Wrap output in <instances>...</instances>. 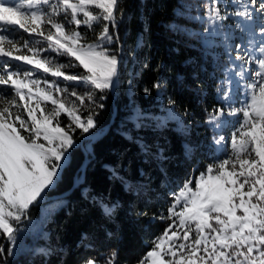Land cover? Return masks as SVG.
<instances>
[{
	"label": "snow or ice",
	"instance_id": "obj_1",
	"mask_svg": "<svg viewBox=\"0 0 264 264\" xmlns=\"http://www.w3.org/2000/svg\"><path fill=\"white\" fill-rule=\"evenodd\" d=\"M121 3L0 0V239L7 244H0V264H8L21 225L31 222L32 207L69 164L77 130L86 134L96 127L105 94L120 78L127 55L118 32L127 15ZM198 7L203 12L194 20L203 25L201 35L222 37L227 57L216 88L220 106L206 110L205 123L214 131L226 125L233 130L228 138L214 137L222 157L184 181L172 193L166 214L153 217L168 223L137 264H264V0H201ZM230 20L246 42H232ZM51 53L71 62L58 63ZM69 67L83 72L70 74ZM61 77L63 85L55 79ZM70 85L87 91L81 94ZM164 87L159 80L152 85L157 91ZM168 105L174 108L176 101L169 98ZM102 211L111 218L115 206L103 205ZM83 264H118V254Z\"/></svg>",
	"mask_w": 264,
	"mask_h": 264
},
{
	"label": "trees",
	"instance_id": "obj_2",
	"mask_svg": "<svg viewBox=\"0 0 264 264\" xmlns=\"http://www.w3.org/2000/svg\"><path fill=\"white\" fill-rule=\"evenodd\" d=\"M200 2L122 0L127 15L118 32L127 55L114 87L115 122L92 145L95 157L84 173L79 172L78 187L49 218L48 237L39 239L44 251L8 256V264H83L87 258L103 262L112 251L118 254V264H137L150 250L151 242L162 234L168 222L153 217L166 214L172 193L217 157L213 148L215 132L205 120L206 110L220 106L216 88L223 79L227 57L218 37L201 35L203 25L194 20L197 13L203 12L198 7ZM87 37L91 41L93 34L87 32ZM138 41L142 43L136 47ZM51 56L58 63L71 62L55 53ZM65 71L79 74L83 69L69 67ZM47 78L54 79L50 75ZM55 79L63 85L62 77ZM157 80L165 85L161 91L152 88ZM70 87L78 92L83 88ZM145 88L151 90L150 94L144 92ZM169 98L176 101L174 108L182 115L181 126L170 120L162 124L157 118L170 107ZM102 103L104 108L99 110L96 127L89 134L102 132L110 122L111 91ZM82 138L77 137V142ZM145 147L149 151H144ZM71 153L69 164L48 195L62 194L72 187L85 154L81 146ZM161 154L163 159H158ZM103 205L115 206L111 218L104 215ZM37 214L34 208L31 215ZM4 242L0 239V244Z\"/></svg>",
	"mask_w": 264,
	"mask_h": 264
},
{
	"label": "rangeland",
	"instance_id": "obj_3",
	"mask_svg": "<svg viewBox=\"0 0 264 264\" xmlns=\"http://www.w3.org/2000/svg\"><path fill=\"white\" fill-rule=\"evenodd\" d=\"M202 11H203V9H202ZM200 13H202V12H200ZM197 14H199V13H197ZM226 23H228V22H226ZM230 24H232V21H231ZM11 35H12L13 38H16L14 33H12ZM216 37H218V36H216ZM218 39H219L218 41L221 42L222 37H218ZM241 41L246 42V35L245 34H241L238 29L234 28V24H232V42L233 43H238V42H241ZM44 55H46V54H44ZM3 59H7V58H3ZM70 60H71V58H70ZM10 63H12V61H10ZM16 63H21V62H16ZM24 67L30 68L31 66L30 65H24ZM39 74L41 76L46 75L42 71ZM80 91H81V94H83L85 91H87V89L83 86V88H81ZM232 91H233V94H234L233 98L235 99V94L238 91L237 85L235 84V82H233V84H232ZM240 98L243 99L242 96ZM173 113H174V115H173ZM136 116H137V113L135 112L134 113V118ZM157 118L159 119V121L162 124H166L167 121L170 120V121H173L174 123H176L177 126H181L182 115L175 108H171L170 109V107H167L165 109V113L162 114V115H159ZM66 119H67L66 116L62 115V117H61L62 123L66 122ZM209 126L213 130V126H211V125H209ZM232 130L233 129H232L231 125H226L222 129H217V130H215V131L213 130V131L215 132V136L217 135V133H219V134L224 135L226 138H228L230 136V133H231ZM95 134H89L88 133L87 135H84V134H81L80 132H76L74 148L76 146H81L82 150L84 151V154H86L85 146L88 143L86 141L91 136H93ZM76 136L77 137H82L83 136V138L80 140L79 143L76 140V138H77ZM213 148H214V152L216 153L217 157H222V155H223L222 146H218V145H216L213 142ZM87 155L89 157L90 153L87 154ZM70 159H71V157H70ZM67 165H65L64 168ZM62 171L60 172L57 181L60 179V177L62 175ZM194 177H196V176H194ZM52 188L53 187H51L50 190ZM50 190H46L47 191V195L45 196V198L43 200L40 201L38 206H33L32 207L31 212H32V210H34V208H37L38 214L36 216H32L31 215V222L30 223L29 222H25V224L21 225V228L24 229V230H23V232L21 233V235L19 237V246L15 249V253L11 257L17 258L18 256L23 255V254L37 253V252L44 251L42 245L39 244V239L43 238V237H45V238L48 237V231L46 230V225H47V222H48L49 218L51 217V215L54 212H56L57 210H59L61 207H63L66 204V200L65 199H55V200L51 199L50 198L51 195H48V192Z\"/></svg>",
	"mask_w": 264,
	"mask_h": 264
},
{
	"label": "water",
	"instance_id": "obj_4",
	"mask_svg": "<svg viewBox=\"0 0 264 264\" xmlns=\"http://www.w3.org/2000/svg\"><path fill=\"white\" fill-rule=\"evenodd\" d=\"M111 93L113 95V114L111 117L110 122L104 127V130L101 133L96 134L95 136L92 137L91 141L89 143L86 144L85 148H88L91 146V150H90V155L91 157H88L85 154V159L81 165V167L78 169L77 173L75 174L74 180H73V185L72 187L65 193L62 194H55V195H51V199H65L67 196H69L79 185V181H78V174L80 171H85L87 164L95 157V155L93 154L92 151V145L97 142L100 138H102L103 136H105L110 128L112 127V125L115 122L116 116H117V106L115 104V88H113L111 90ZM6 245V242H4V246Z\"/></svg>",
	"mask_w": 264,
	"mask_h": 264
},
{
	"label": "bare ground",
	"instance_id": "obj_5",
	"mask_svg": "<svg viewBox=\"0 0 264 264\" xmlns=\"http://www.w3.org/2000/svg\"><path fill=\"white\" fill-rule=\"evenodd\" d=\"M90 150H91V146L88 147V148H86V150H85L86 155L90 153ZM87 156H88V155H87ZM80 172H81V171H80ZM82 172H83V171H82ZM83 173H84V172H83ZM78 181H79V183L81 182V181L79 180V178H78Z\"/></svg>",
	"mask_w": 264,
	"mask_h": 264
}]
</instances>
